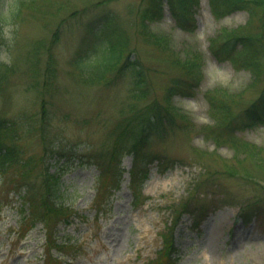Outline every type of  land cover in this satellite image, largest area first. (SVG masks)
Returning <instances> with one entry per match:
<instances>
[{"label":"rangeland","instance_id":"1","mask_svg":"<svg viewBox=\"0 0 264 264\" xmlns=\"http://www.w3.org/2000/svg\"><path fill=\"white\" fill-rule=\"evenodd\" d=\"M92 1L0 0V114L21 122L39 112L40 82L45 77L42 68L50 59L45 50L56 25L64 13L83 9ZM141 1H112L111 12H107L112 18L102 17L96 25L103 26L105 33L128 37L132 52L146 71L149 91L142 96L134 88L136 74L132 71L106 86L91 75L85 85L78 84L72 75L76 71L69 68L67 60L85 32L74 31L75 39L60 37L54 51L57 73L53 74L59 94L49 100L55 133L61 134L74 153L88 146V154L90 148L108 146L115 125L131 118L147 120L146 107L162 103L169 84L181 76L180 68L171 64L173 59L201 65L200 81L190 96H169L167 105L173 109L161 133L146 147L163 172L159 173L156 162L150 164L140 194L132 195L127 175L114 193L115 163L108 165L106 160L98 179L99 171L88 158L78 164L75 158L63 174L67 190L74 191L67 196L69 206L89 217L77 229L74 224L60 227L77 238L68 264H149L161 249L167 227L173 225L182 255L179 264H264V205L254 203L255 197L264 198V123L255 121L235 130L228 127L257 98L264 81H256L250 70L235 69L231 62L218 60L209 50L210 40L222 31L223 38L257 33L259 14L251 17L240 9L217 19L209 0H191L187 18L192 22L185 23L186 29L165 9L163 16L149 25L155 39L146 43L138 38L135 26L134 13ZM59 6L61 10H57ZM129 11L133 14H127ZM246 48L253 62L259 47L249 44ZM227 109L231 110L228 115ZM21 134L22 139L30 140L32 149L41 151L37 132L32 136L21 130ZM227 137L236 138V149L225 141ZM215 138L222 141L215 142ZM131 166V158L125 156L122 168L128 171ZM228 172L234 175L229 177ZM203 180L197 191L209 193L206 202H202L204 194L195 191ZM135 202H139L137 207ZM186 202L192 208L211 207L197 228H192V218L184 211ZM97 206L101 213L95 215ZM19 207L16 200L0 211V264H43L41 226L27 236L14 233Z\"/></svg>","mask_w":264,"mask_h":264},{"label":"trees","instance_id":"2","mask_svg":"<svg viewBox=\"0 0 264 264\" xmlns=\"http://www.w3.org/2000/svg\"><path fill=\"white\" fill-rule=\"evenodd\" d=\"M112 1L114 0H94L83 9H73L61 16L62 19L57 23L56 30L45 50V54L50 59L43 64L42 68L45 77L40 82L42 88L38 94L41 99L39 112L34 116L22 118L21 122L17 117L0 114V210L11 204L9 195L18 196L21 201L19 229L24 231V229H29L36 224L42 225L46 231V247L48 254L50 253L48 258L53 256L51 250L54 249L60 253L69 246V237L67 235L59 236L58 226L61 224L68 225L72 219L78 217L77 213L72 211L65 202L67 192L62 184V175L69 170L75 158L77 163H80L81 158H85L84 152L80 154L77 150L74 153L70 147H67V143L61 134L55 133L56 128L52 124L53 107L50 106L49 100L59 94L60 87L54 81L53 74L54 72L57 73L54 51L57 43L62 39L60 37L70 38L68 37L70 35L71 39H75L74 31L85 32L77 40L73 52L67 60L69 68L76 71L72 75L78 78V84L85 85L89 75H91L93 78L102 81L103 86H106L113 83L123 73L132 71L136 74L133 85L134 88L141 91L140 95L144 96L150 89L146 71L140 59L132 52L128 37L123 33L101 32L102 30L96 28L95 24L102 17L112 18L110 13ZM165 1L176 23L179 24L180 28L186 29L185 23L192 22L187 18L191 8L188 2L191 0ZM209 4L211 12L217 19L240 9L246 10L251 17L259 14L257 33L243 32L244 34L223 38L222 33L224 31H222L216 38L210 40L209 50L215 56L229 59L235 69L250 70L256 81H264V0H209ZM61 8L62 6H59L57 10H61ZM162 9L163 0H142L138 4L134 17L139 39L146 43H152L151 41L155 39V36L148 27L162 16ZM108 11L110 12L107 13ZM127 14L133 13L129 11ZM71 21L73 22L72 26L68 27L67 25ZM218 41L220 43L216 44ZM249 44L259 47V56L254 55L256 59L253 62L250 60V55L247 54L246 47ZM237 45L241 46V50L237 49ZM132 54L134 57H131ZM171 64L180 68L178 70L181 76L169 84L162 103L153 102L146 107L147 120L140 122V118H131L115 125L111 134L108 135V146H100L96 150L90 148V152L86 154L99 170L104 165L105 160L108 165L115 163L112 170L116 177L114 188L118 187L122 173L119 169L121 158L126 154H132L131 188L140 189L139 185L146 177V171L145 174L142 172L143 167L154 158L151 157L146 160L142 150H146L151 139L158 136L162 131L163 124L168 119V112L173 109L167 105L169 96L174 94L190 96L200 81L198 72L201 65L198 63L183 64L173 59ZM185 75H188V79H185ZM193 82L196 83L192 86ZM258 94L250 106L243 109L234 121L228 124L230 130L243 129L244 126L250 127L255 121L264 123V84L260 87ZM208 100L212 108L213 104H211L209 96ZM148 112L152 115H148ZM229 113L231 110L227 109V115ZM21 130L28 135L32 134L33 136V132L40 135L41 151L36 148L32 149L30 140L21 138ZM214 140L215 142L222 141L219 138ZM225 141L233 144L236 142V138L227 137ZM71 145L75 144L72 143ZM233 146L235 149L237 148V145L233 144ZM233 175L231 172L227 173L229 177ZM203 183L204 180L196 188L201 187ZM97 194H100L98 186H96V196ZM254 203L264 205V198L255 197ZM184 207L186 212L191 206L186 202ZM199 209V213L205 210L201 206ZM97 210L99 211V209ZM204 215L203 213L199 214L195 218V223ZM165 238L166 247L174 248L170 243V236H165ZM51 261L53 260H48V263L50 264ZM153 264H157V262ZM171 264H176V259L171 261Z\"/></svg>","mask_w":264,"mask_h":264}]
</instances>
